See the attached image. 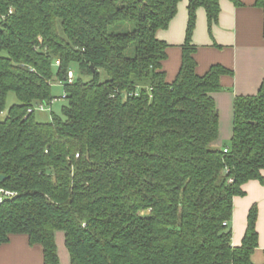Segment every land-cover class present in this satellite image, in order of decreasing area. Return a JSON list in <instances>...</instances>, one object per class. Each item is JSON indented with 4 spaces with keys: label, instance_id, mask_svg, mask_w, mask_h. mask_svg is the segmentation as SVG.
<instances>
[{
    "label": "trees",
    "instance_id": "trees-1",
    "mask_svg": "<svg viewBox=\"0 0 264 264\" xmlns=\"http://www.w3.org/2000/svg\"><path fill=\"white\" fill-rule=\"evenodd\" d=\"M180 1L0 0V187L12 194L0 203V245L23 235L43 264H60L61 232L69 264H252L257 207L239 247L230 221L242 186L263 181L264 78L234 99L232 136L218 147L211 94L232 73L198 75L192 36L199 8L210 34L220 0H188L168 82L157 33ZM255 7L264 39V0ZM54 79L66 106L37 122L28 111L51 103ZM9 93L18 103L4 113Z\"/></svg>",
    "mask_w": 264,
    "mask_h": 264
},
{
    "label": "crops",
    "instance_id": "crops-1",
    "mask_svg": "<svg viewBox=\"0 0 264 264\" xmlns=\"http://www.w3.org/2000/svg\"><path fill=\"white\" fill-rule=\"evenodd\" d=\"M220 0L218 22L209 34L205 11H196V25L192 44L196 51V73L205 74L213 65L229 70L231 76H223V91L211 94L219 114V135L216 145H228L232 136L233 104L236 97L255 96L264 78L263 12L255 7L256 0ZM187 2L181 0L175 17L168 28L157 33V38L168 45L167 59L163 63L166 79L176 77L181 60V46L185 40ZM262 183L249 181L242 186L244 196L233 198L230 221L231 244L239 247L247 225V215L252 206L257 207L255 229L258 247L251 255L252 264H264V171ZM60 264H69L63 233L55 235ZM0 264H43L40 245H29L26 236H12L0 245Z\"/></svg>",
    "mask_w": 264,
    "mask_h": 264
},
{
    "label": "rangeland",
    "instance_id": "rangeland-1",
    "mask_svg": "<svg viewBox=\"0 0 264 264\" xmlns=\"http://www.w3.org/2000/svg\"><path fill=\"white\" fill-rule=\"evenodd\" d=\"M75 69L72 70V73L75 74ZM105 78V75L102 73V79ZM51 96L52 101L49 105L44 106L42 110L39 108L35 109L34 118L37 122L47 123L51 120V116H62V108L66 106L65 92L63 83H59L56 79L53 80L51 86ZM17 98L13 93H9L6 100V106L4 113L14 104H17Z\"/></svg>",
    "mask_w": 264,
    "mask_h": 264
},
{
    "label": "built area",
    "instance_id": "built-area-1",
    "mask_svg": "<svg viewBox=\"0 0 264 264\" xmlns=\"http://www.w3.org/2000/svg\"><path fill=\"white\" fill-rule=\"evenodd\" d=\"M73 79H74V77H73V73H72V71L68 72V73H67V79H66V82L70 84V83H72ZM43 107H44L43 105H39V106L34 107L33 109H30L28 112H29V113H32V112H34L35 109H37V108H39L40 110H42ZM224 152L226 153L227 150L225 149ZM11 196H12L11 193L4 191V190L0 187V203L2 202L3 198H5V197H6V198H9V197H11Z\"/></svg>",
    "mask_w": 264,
    "mask_h": 264
},
{
    "label": "water",
    "instance_id": "water-1",
    "mask_svg": "<svg viewBox=\"0 0 264 264\" xmlns=\"http://www.w3.org/2000/svg\"><path fill=\"white\" fill-rule=\"evenodd\" d=\"M4 180V178L3 177H0V181H3Z\"/></svg>",
    "mask_w": 264,
    "mask_h": 264
}]
</instances>
